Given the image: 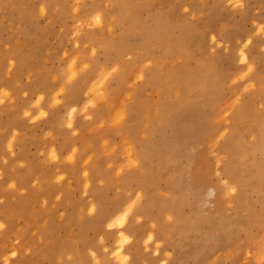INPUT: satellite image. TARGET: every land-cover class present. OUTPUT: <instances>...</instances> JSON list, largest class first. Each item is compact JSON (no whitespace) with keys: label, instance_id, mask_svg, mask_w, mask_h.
Listing matches in <instances>:
<instances>
[{"label":"rangeland","instance_id":"1","mask_svg":"<svg viewBox=\"0 0 264 264\" xmlns=\"http://www.w3.org/2000/svg\"><path fill=\"white\" fill-rule=\"evenodd\" d=\"M0 264H264V0H0Z\"/></svg>","mask_w":264,"mask_h":264},{"label":"crops","instance_id":"2","mask_svg":"<svg viewBox=\"0 0 264 264\" xmlns=\"http://www.w3.org/2000/svg\"><path fill=\"white\" fill-rule=\"evenodd\" d=\"M84 136H85V134H84ZM115 156V155H114ZM81 161V160H80ZM111 162H114V157H113V159L111 160V161H107V160H105V159H103V158H101V159H99V162H97V166L98 165H100V164H102V163H104V164H109V163H111ZM95 166V165H94ZM93 167V166H92ZM93 177L95 178V179H99L100 177H101V174H107L108 175V178L110 179V175L111 174H113L114 172L112 171V169L111 168H105V169H101V170H99V171H95L94 172V170H93Z\"/></svg>","mask_w":264,"mask_h":264},{"label":"bare ground","instance_id":"3","mask_svg":"<svg viewBox=\"0 0 264 264\" xmlns=\"http://www.w3.org/2000/svg\"><path fill=\"white\" fill-rule=\"evenodd\" d=\"M94 65H95V63H94ZM95 67L98 68L97 65H95ZM131 127H132V126H131L130 124L127 126L128 129H131ZM121 131H126V129H125V128H124V129L122 128ZM129 135H130V134H129ZM144 155H145V153H144L143 150H140V151L138 152V154H137L138 158L141 159V160H143ZM112 208H113V207H112ZM112 214H113V213H112ZM126 233H127V232H126Z\"/></svg>","mask_w":264,"mask_h":264}]
</instances>
